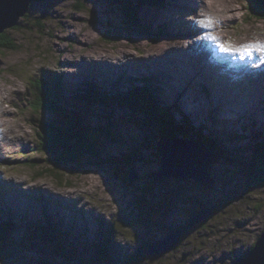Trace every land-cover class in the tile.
I'll use <instances>...</instances> for the list:
<instances>
[{
    "label": "rangeland",
    "instance_id": "1",
    "mask_svg": "<svg viewBox=\"0 0 264 264\" xmlns=\"http://www.w3.org/2000/svg\"><path fill=\"white\" fill-rule=\"evenodd\" d=\"M122 1L128 2L33 0L18 23L4 31L16 47L0 50V222L15 226L0 234L6 237L5 242L0 239V264H231L264 230V92L247 77L235 75L236 67L224 72L214 64L220 43H264V18L250 15L246 0H153L140 6V26L133 28L121 13ZM226 6L236 15L228 22ZM216 17L226 26L220 27ZM153 30L162 35L149 37ZM107 31L110 38L105 39ZM203 35L214 51L204 48ZM104 48L126 52H98ZM150 54L152 67L144 58L140 61ZM100 56L124 61L129 70L116 75L97 71L91 62ZM256 61L259 57L249 56L253 68ZM146 77L156 87L159 105L169 109L174 127L186 128L179 116L183 114L217 140L208 168L211 186L173 176L151 178L160 168L155 144L169 128L158 115L135 112L123 96H115L126 93L133 82L140 86L138 79ZM41 78L59 80L60 104L70 110L71 119L81 118L80 125L89 126L93 132L88 135L104 148L101 166L85 160L80 171H62L63 181L48 170L36 133L40 120L57 117L51 111L39 116L33 112L32 88ZM85 81L109 96L80 99L76 91ZM108 128L123 140L107 139L102 132ZM194 135L189 132L196 141ZM130 172L135 179L128 178ZM38 185L48 186L49 192L39 191ZM62 192L74 194L59 202L55 197ZM141 200L149 203L148 210ZM27 204L36 207L35 214L26 215ZM203 207L212 208L209 215L175 246L161 255H141L142 246L145 250L170 229L186 224L192 211ZM41 225L55 228L49 231L54 236L59 231L58 242L48 241L46 231H36ZM105 243L109 258L102 250Z\"/></svg>",
    "mask_w": 264,
    "mask_h": 264
},
{
    "label": "trees",
    "instance_id": "2",
    "mask_svg": "<svg viewBox=\"0 0 264 264\" xmlns=\"http://www.w3.org/2000/svg\"><path fill=\"white\" fill-rule=\"evenodd\" d=\"M147 2L148 4H152L153 0H144L140 1L136 4L133 3V1H122L121 5V13L125 19V21L128 23L129 26L135 28L139 25V19L137 18L138 12L140 9V6ZM246 6H248V11L250 15L256 16V18H264V0H246ZM143 28V31H150L149 26L141 25ZM165 31V30H164ZM109 32H106L105 39L110 38ZM149 37L156 36V35H162V33L158 31H151L149 34ZM15 42L9 37V35L6 32L0 33V50L1 49H13L15 48ZM122 79V78H121ZM137 78H132V81H136ZM57 80V81H56ZM140 86L135 85L132 88H128L126 93H121L118 96L120 99L121 96H123V100L128 105H131L130 107L135 112H141L143 114H147L150 118H155L158 115L159 121L161 120L163 123L165 121V126L168 127V131L165 133H162V137L167 136H177L176 132L180 134L183 138L190 137L189 132L192 133L195 136V140L193 143L197 145H205L207 149H209L211 152L216 148V139L212 137L210 134H204L203 131H201V126H192L191 121L193 119L188 118H182L181 115L180 119H183L182 124L186 127H181L183 129L179 128V126L174 127V121L170 117V111L168 108H162L159 105V102L156 100V96L154 94V91L156 87L154 88L150 87L151 78H139ZM52 81V80H51ZM58 79H55V83H50L48 80L45 79H39L36 83V85L32 88L33 95H34V102H33V112L35 116H39L42 112L45 111H51L55 114L57 118L53 120H40L38 123V130L36 133L37 136V145L38 149L42 154H44L47 157V161L49 163L50 172L55 175L60 181H63L64 179V173L70 172V170H76L80 171L82 166H84V161H93V165L99 167L101 166L99 161V158L103 155V147L98 146V139L96 136H91L90 133L88 135V132H93V130L88 126H82L81 124V118H76L74 116H71L70 118V110L66 106H62L60 102L62 103L63 97L62 95L58 94L59 84ZM81 89L79 91H76L77 97L80 99H93V100H105L107 96L109 95H103V91L100 90V86L97 84H94L92 82L85 81L83 84L80 85ZM107 92L112 91L111 89L104 88ZM109 90V91H108ZM114 90V89H113ZM109 94V93H108ZM126 94V95H125ZM114 95V94H113ZM112 95V97H113ZM123 102V103H124ZM161 107V108H160ZM153 110L157 112L156 114L153 113ZM152 115V116H150ZM155 115V116H154ZM157 118V117H156ZM174 123V124H173ZM193 123V122H192ZM163 124V125H164ZM203 126V125H202ZM178 127V128H177ZM187 132V133H186ZM103 135L106 136L107 139L111 141H119L121 142L123 138L120 136L119 132L113 131L112 128H108V130H105L102 132ZM89 137H92V139H96L97 143L93 144V141ZM260 147V145L258 144ZM97 148L101 151H97ZM263 154V153H262ZM131 155L129 158H132ZM98 159V160H97ZM109 159H113V157H109ZM46 167L43 166L42 169H45ZM67 170V171H66ZM62 171H65L62 173ZM61 183V182H60ZM65 185H68L67 181L63 182ZM141 206L144 208V210H148L149 204L146 200L140 201ZM143 214V212H140ZM12 226H15L13 221H7V222H0V234L7 229L12 228ZM41 229H36V231H46V236L48 241H51L52 243L58 242V237H60V232L58 231L57 236L52 235L49 231H55V228H52L50 225H44L40 226ZM179 227V226H178ZM177 227V228H178ZM171 230V229H170ZM169 230V231H170ZM0 239L2 242L6 241V237H2L0 235ZM7 243V242H6ZM151 244H149L150 246ZM148 246V247H149ZM142 249L141 248V255L146 254V251L148 249ZM103 253L108 251L106 243L103 246ZM111 253L110 251L107 252L108 254ZM105 255V254H104ZM103 255V257H105ZM147 255V254H146ZM109 258V257H108Z\"/></svg>",
    "mask_w": 264,
    "mask_h": 264
},
{
    "label": "water",
    "instance_id": "3",
    "mask_svg": "<svg viewBox=\"0 0 264 264\" xmlns=\"http://www.w3.org/2000/svg\"><path fill=\"white\" fill-rule=\"evenodd\" d=\"M32 1L0 0V33L14 27L19 18L27 13ZM193 142L191 138L177 136H167L157 140L154 148L156 157L160 161V168L151 174V178L159 181L167 176H173L178 179L193 180L204 187L211 186L213 179L208 168L213 160V154L205 145H197ZM133 172L128 174L131 180L136 178ZM211 210V207H203L192 211L186 224L172 228L164 237L151 244L146 254L161 255L171 249L187 230L203 221ZM231 264H264V230L258 235L253 246L245 254L238 255Z\"/></svg>",
    "mask_w": 264,
    "mask_h": 264
},
{
    "label": "bare ground",
    "instance_id": "4",
    "mask_svg": "<svg viewBox=\"0 0 264 264\" xmlns=\"http://www.w3.org/2000/svg\"><path fill=\"white\" fill-rule=\"evenodd\" d=\"M201 1H203V0H201ZM226 10H227V13H226L227 15L224 18V20H226L228 22V19H230V20L231 19H235V16H236L235 13H233L234 15L232 14V12L234 10L231 9V8L229 9L227 6H226ZM221 14H223V13H221ZM221 20H223V19H221ZM221 20L218 19V21H219V24L218 25L220 27H225L226 26L225 25V22L224 21H221ZM227 26H228V24H227ZM192 31H193V29L190 28L189 29V32L192 33ZM199 34H202V33H199ZM201 38L203 39V41H206L204 48H209L210 50L214 51L213 49L215 47L213 46L212 41L210 39H208V37H206L205 35L201 36ZM239 44H241V43H239ZM98 52H100L101 54H104V55H114V56H116V55L122 54V53H124L126 51H124V50H118L116 52H110L108 49H105L104 48V49H100V51H98ZM233 56H235L236 59H233ZM250 57H253V58L259 57L260 62L258 63V61H256L257 64H256V66L254 68H253V66H251L249 64V56H247V55L241 57V55H239V54L226 53L224 51L216 50V54H214V64L217 65V67H218L217 70H225L224 72H228V69L229 68L236 67L235 68L236 71H234L235 72L234 73L235 75L238 74V75H243V77H247L250 81H252V82H254L256 84L258 90L264 92V53H255V52H253V54ZM125 58H127V57H125ZM143 58H144L145 64L147 66L152 67L153 59H152L151 54L150 55H147V56L141 57L140 61H142ZM179 58H181V57H179ZM86 60H87V57H84L83 58V61H86ZM123 63H124V61L113 63V61H110V59H105L103 56H100L95 62H91V64H93V65H95L97 67V71L103 69V73L106 74V75H109V74L111 75L112 73L114 75H116V74H122L125 71L129 70V67H126L125 64H123ZM243 67H247V69L245 70V69H243ZM132 70L133 71L138 70L137 66L136 65H133ZM94 72H96V71H94ZM118 76H121V75H118ZM188 108L189 107L187 105H185V110L187 112L192 113L193 112V108H191L192 109L191 111ZM37 187H38V190L39 191H42V192H45V190H47V191L49 190L48 188H46L48 186L44 187V185H42V186L41 185H38ZM72 194H74V192L67 193V194H65V193L62 192L61 194L57 195L58 197H55V198H56V200H58L60 202L61 201V198H64V197H67V196H71V198H72ZM32 205H28L27 204V206H26V210H27L26 215L29 214L30 212H33L34 214L36 213L35 212L36 207H34ZM60 218H61V220L63 219L61 215H60ZM99 219L100 220H103L101 218H99ZM84 228H86L87 232L90 231V228H89V225L88 224L85 225Z\"/></svg>",
    "mask_w": 264,
    "mask_h": 264
},
{
    "label": "snow or ice",
    "instance_id": "5",
    "mask_svg": "<svg viewBox=\"0 0 264 264\" xmlns=\"http://www.w3.org/2000/svg\"><path fill=\"white\" fill-rule=\"evenodd\" d=\"M207 24H211L212 20L210 17L206 18ZM200 24H204L205 21L201 20L199 22ZM212 40H217L218 38L216 36H210ZM219 47L221 51H224L226 53H237L243 56H251L253 52L257 53H264V43L256 42V43H249V44H244L239 47H233L231 46V43L229 42L228 44L225 43H220Z\"/></svg>",
    "mask_w": 264,
    "mask_h": 264
}]
</instances>
